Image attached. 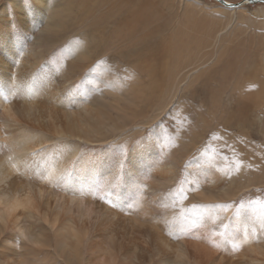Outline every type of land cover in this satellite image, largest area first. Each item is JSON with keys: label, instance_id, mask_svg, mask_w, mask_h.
Here are the masks:
<instances>
[{"label": "bare ground", "instance_id": "obj_1", "mask_svg": "<svg viewBox=\"0 0 264 264\" xmlns=\"http://www.w3.org/2000/svg\"><path fill=\"white\" fill-rule=\"evenodd\" d=\"M80 1L81 18L68 0L0 3V264H264V111L257 114L264 108V35L255 43L249 34L264 22L239 11L233 22L222 12L228 19L207 32L194 27L209 18L191 0H178L175 10L174 0H134L153 10L137 12L141 21L174 11L156 28V43L148 28L133 24L134 9L119 16L111 1ZM225 22L231 29L224 31ZM74 25L81 28L63 43ZM250 36L249 54L220 76L237 94L229 101L240 138L208 144L200 134L213 119L180 134L191 103L181 113L184 92L176 90L196 78L178 76L180 66L200 56L203 68V56L216 53L210 73L226 71L229 54ZM140 43L157 60L142 58ZM104 46L123 74L101 68L110 60ZM167 59L176 62L160 68ZM254 61L250 77L239 73ZM243 82L255 88L244 91ZM208 94L216 114L224 93ZM224 150L230 161L217 156Z\"/></svg>", "mask_w": 264, "mask_h": 264}, {"label": "rangeland", "instance_id": "obj_2", "mask_svg": "<svg viewBox=\"0 0 264 264\" xmlns=\"http://www.w3.org/2000/svg\"><path fill=\"white\" fill-rule=\"evenodd\" d=\"M6 1L7 0H4V1L2 0L0 3L4 4ZM58 1H60V0H58ZM109 1H111L113 3V6L111 7V9L116 8L119 12V16H123V15L128 14L131 8L134 9L133 15L137 17V20L135 22H133V24L136 26L137 25L136 22H138L142 28L143 27L148 28V30L146 32H148L151 35L152 39L156 43H157L158 37L162 36L161 33H159L160 30H157L156 28L157 27L163 28L165 26L166 22L170 23L171 19L173 18L172 16L175 15V14H173L174 11H171L168 13H158L159 16H161V18L159 17V18L146 19V20H144L145 21L144 22V21H141V15L139 13L138 14H136V13L140 12V11H147L149 14H151L153 10L151 8L143 9V8L139 7L137 5L138 0L136 3L134 0H125V1L124 0H103V2H109ZM170 1L172 2L173 0H170ZM224 1H226L229 4L237 5V4H240L246 0H224ZM190 4L197 7L198 9H196V10L199 13H201L204 17L209 18L208 20H206L204 22H200V23L194 25V27L197 29H199L203 26H208V30H206L207 32L211 31L210 26H212V25L216 26L219 23L218 21H216V19L217 20L222 19L223 21L228 19V18H223L222 12L230 13L229 18H231V20L233 22H237V20H238V17L236 16V12H238V11L246 14L249 18L253 19L254 21H263L264 22V4L245 3L241 6H235V7H240V8H236V9L235 8L230 9L228 7L226 8L223 4H221L215 0H191ZM66 6L69 9L74 10L73 13L76 14V16L78 18H81L79 15L80 7H81V1L80 0H68V3L66 4ZM178 8H179L178 0H174V10L178 9ZM215 8H217V9H215ZM106 9H108V5H106ZM104 11L107 12L106 15L108 16L109 10L104 9ZM157 19L158 20L160 19L161 23ZM164 21H165V23H164ZM173 21H174V19H173ZM149 25H152V26H149ZM224 25H225L224 31H227L229 27L226 28V25H227L226 22L224 23ZM238 25L240 27H242L241 23ZM238 25H231V27H235L236 32H237L238 27H239ZM108 26L104 28L105 34L103 32L104 43H107L105 36L111 35V33L109 32L110 28H108ZM80 28H81V25H74V28L71 29V33L69 35H67L62 40V42L66 43L70 39V37H72V32L79 30ZM149 28H151V30H149ZM229 29H231V28H229ZM78 32L79 31L74 33V36ZM219 34H221V33H217L216 35H219ZM249 34H252V38H253L254 42L258 43L259 37L261 35H264V26L262 27L261 31L259 28H256L254 26H250ZM163 37H165V39L167 38V36H163ZM250 39H251V36L249 37V39L246 42H244L240 45V49L237 53L231 52L229 54L227 61L223 64L224 66L229 64V69L226 71H221L222 69L221 70L219 69V71H212L213 74L210 73L211 69L214 66L219 65V63L217 62L216 53H209L210 49H207V51H206L207 53H209V55L203 56L204 61H205V65L203 68L199 67V65L201 63V58H202L200 56H198V58L194 64H191L189 66H180V69L183 71H182V73L177 74L178 76H188V75H192V77H193V75L196 76V78L193 77L194 80L192 83H190V84L186 83L184 85H180L178 87V89H177V87H175V90L177 89L176 94H180V93L184 92V94L182 95L183 100H184L183 103H181L180 100L177 103V106H179L181 113H182V109L185 108L184 105L186 103H191L189 109L185 108L186 109V112H185L186 118L181 120L182 123L185 125V128H184V131L180 134L188 136V135H190V129L192 127L198 126L196 128V131H199L202 129L201 125H204V123H206L207 121L209 122L213 119L212 125L205 130L202 129V133L200 134L202 136H206L208 144H210L211 139L218 138V137H228L229 141L234 140V138H238V139L240 138L238 136L242 135V128L236 120L231 119V114L234 112V105H233V103H231L229 101L230 95L237 96V94L231 93V88H232L231 85L228 83L224 84L221 81L220 76L229 75V74L234 73L232 71V69L230 68V63L234 58H237L239 60H243L249 54L248 50L246 49V45L248 44ZM69 42H67V43H69ZM126 46L128 47V44H126L125 47ZM136 46H137V48L139 50V54L141 55L142 58H149L148 56H150L151 58H149V59L157 60L156 58H154V56H153L154 52L150 49V46L147 43H140V44H137ZM48 48H49L48 45H46L45 47H43L42 51H46ZM113 50L115 52V57H117L118 59H121V60L128 59L127 55L121 53L120 51H118L116 49H113ZM102 52H103V54H105L103 56H109L110 60L105 64V67H101V68L104 69L105 72H115L117 75L123 74L124 73L123 70H121V68H119L117 66V59L114 58L112 55L107 54V52L105 50V46L102 48ZM60 56H61V48L58 49L55 52V54L51 57V61L54 62L55 64H57ZM67 62L68 61L64 62L63 67L68 65ZM175 62H176L175 59H167L166 64L160 62L158 64V66L160 68H163L166 66L170 67V64L175 63ZM254 64H255V61L253 62V64L250 67H245V68L239 70V73H241L244 77H250L253 73ZM133 65H136V64L133 63ZM93 68H94L93 66L87 68L85 70V74L90 75ZM260 78H262V76H260ZM88 82H89L88 84H92L91 81H88ZM259 83L261 84L262 82H259ZM239 87H240V89H243L244 91L245 90H251V89L255 88L254 84L251 86H246L245 82H243L241 84V86H239ZM240 89H239V92H240ZM209 91H223V93H224V95H222V96L217 95L218 100L221 102V110L219 112H217L216 114H212V112H211V108L209 105V100H210L209 98H212V97H208ZM203 94L205 95L206 98L204 97ZM224 107L228 108L225 111V115H223V113H222V108H224ZM195 110H197L199 112L194 113ZM263 111H264V108L262 111L258 110L257 114L260 115L261 117H263L261 114V112H263ZM176 120H171L167 123L168 134H169L168 136L169 137H173V135H174ZM230 146L231 145L229 144V147ZM225 152H227V151L226 150H224L223 152L218 151L217 156L225 157L224 156ZM225 158L227 161H230L232 159V156L229 155L228 157H225ZM182 175H184V172H182Z\"/></svg>", "mask_w": 264, "mask_h": 264}, {"label": "water", "instance_id": "obj_3", "mask_svg": "<svg viewBox=\"0 0 264 264\" xmlns=\"http://www.w3.org/2000/svg\"><path fill=\"white\" fill-rule=\"evenodd\" d=\"M216 1H218L219 3L223 4L225 7H228V8L235 7V6H241V5L245 4V3H249V4H264V0H246V1L242 2V3H240V4H237V5L229 4V3L225 2L224 0H216Z\"/></svg>", "mask_w": 264, "mask_h": 264}]
</instances>
